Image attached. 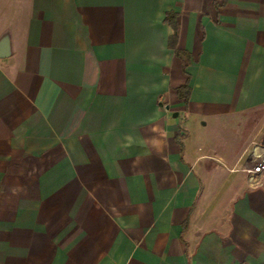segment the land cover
Returning a JSON list of instances; mask_svg holds the SVG:
<instances>
[{
    "label": "crops",
    "instance_id": "0c3cea01",
    "mask_svg": "<svg viewBox=\"0 0 264 264\" xmlns=\"http://www.w3.org/2000/svg\"><path fill=\"white\" fill-rule=\"evenodd\" d=\"M4 42L0 264H264V0H0Z\"/></svg>",
    "mask_w": 264,
    "mask_h": 264
},
{
    "label": "built area",
    "instance_id": "2783aa9c",
    "mask_svg": "<svg viewBox=\"0 0 264 264\" xmlns=\"http://www.w3.org/2000/svg\"><path fill=\"white\" fill-rule=\"evenodd\" d=\"M247 164L250 166L245 170L249 182L261 186L259 179L264 177V138L252 143L248 151Z\"/></svg>",
    "mask_w": 264,
    "mask_h": 264
},
{
    "label": "trees",
    "instance_id": "16d2710c",
    "mask_svg": "<svg viewBox=\"0 0 264 264\" xmlns=\"http://www.w3.org/2000/svg\"><path fill=\"white\" fill-rule=\"evenodd\" d=\"M172 17H173L172 15H168L166 19L168 21L172 22V20H171ZM172 26H173V29H174V35L172 36V38L170 40L169 46H170V48L176 50V43H177V26H176V23L175 22H172ZM176 53H177L178 56L181 55V53L178 52L177 50H176ZM185 66H187V62L184 63V67ZM177 93H178V95H179L180 98L188 101L189 94H190V87H189V85L186 84L185 86L179 88L177 90Z\"/></svg>",
    "mask_w": 264,
    "mask_h": 264
},
{
    "label": "water",
    "instance_id": "95a60500",
    "mask_svg": "<svg viewBox=\"0 0 264 264\" xmlns=\"http://www.w3.org/2000/svg\"><path fill=\"white\" fill-rule=\"evenodd\" d=\"M8 54V46L7 44L4 42L2 43V45L0 46V58H4L6 57Z\"/></svg>",
    "mask_w": 264,
    "mask_h": 264
}]
</instances>
